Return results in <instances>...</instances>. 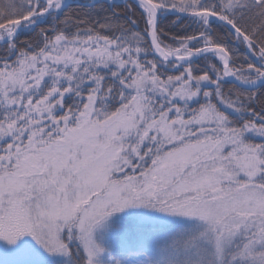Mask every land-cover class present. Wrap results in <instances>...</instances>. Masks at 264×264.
Here are the masks:
<instances>
[{
  "label": "snow or ice",
  "instance_id": "6c2138e0",
  "mask_svg": "<svg viewBox=\"0 0 264 264\" xmlns=\"http://www.w3.org/2000/svg\"><path fill=\"white\" fill-rule=\"evenodd\" d=\"M106 3L0 7V264H264V0Z\"/></svg>",
  "mask_w": 264,
  "mask_h": 264
},
{
  "label": "trees",
  "instance_id": "16d2710c",
  "mask_svg": "<svg viewBox=\"0 0 264 264\" xmlns=\"http://www.w3.org/2000/svg\"><path fill=\"white\" fill-rule=\"evenodd\" d=\"M9 2V0H0V7H3L4 5H6ZM91 2V0H79L78 3H73V9L76 11H81V12H86V11H93V9L91 8V5L93 4H89ZM117 4L123 5L124 0H120L118 2H116ZM97 8L96 10H99V8L103 7L106 8L107 7V3L106 0H99L98 2L94 3ZM88 6V7H85ZM166 24H168V22H165ZM177 31H180V29H177ZM226 88L228 87H232L231 84H227L225 86Z\"/></svg>",
  "mask_w": 264,
  "mask_h": 264
},
{
  "label": "water",
  "instance_id": "95a60500",
  "mask_svg": "<svg viewBox=\"0 0 264 264\" xmlns=\"http://www.w3.org/2000/svg\"><path fill=\"white\" fill-rule=\"evenodd\" d=\"M69 2L72 4V3H76L78 1L77 0H69Z\"/></svg>",
  "mask_w": 264,
  "mask_h": 264
},
{
  "label": "rangeland",
  "instance_id": "374dc122",
  "mask_svg": "<svg viewBox=\"0 0 264 264\" xmlns=\"http://www.w3.org/2000/svg\"><path fill=\"white\" fill-rule=\"evenodd\" d=\"M91 1H95V0H91ZM115 1H119V0H115Z\"/></svg>",
  "mask_w": 264,
  "mask_h": 264
}]
</instances>
